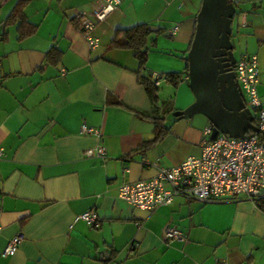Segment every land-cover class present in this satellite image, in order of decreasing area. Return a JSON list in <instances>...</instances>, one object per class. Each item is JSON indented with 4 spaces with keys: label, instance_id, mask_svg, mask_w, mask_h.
Here are the masks:
<instances>
[{
    "label": "crops",
    "instance_id": "1",
    "mask_svg": "<svg viewBox=\"0 0 264 264\" xmlns=\"http://www.w3.org/2000/svg\"><path fill=\"white\" fill-rule=\"evenodd\" d=\"M17 1L0 0V264H264V211L250 200L179 196L146 211L118 196L123 183L154 176L152 163L198 156L203 138L255 131L257 111L243 107L234 65L257 55L264 106V0H233L245 31L231 22L213 54L220 103L196 93H215L206 50L220 32L217 0H120L96 24L94 48L73 17L93 18L103 0H27L36 30L24 38L17 23L4 25ZM139 23L158 30L140 71L132 50L108 46L118 28ZM170 72L180 74L177 85ZM152 73L161 74L155 101L139 78L154 83ZM83 123L99 134H83ZM99 146L103 156L85 155ZM86 209L96 210L98 227L76 220ZM167 224L185 240L164 241ZM17 233L16 252L2 256Z\"/></svg>",
    "mask_w": 264,
    "mask_h": 264
},
{
    "label": "built area",
    "instance_id": "2",
    "mask_svg": "<svg viewBox=\"0 0 264 264\" xmlns=\"http://www.w3.org/2000/svg\"><path fill=\"white\" fill-rule=\"evenodd\" d=\"M119 3L120 0H103L93 11V18L84 13L74 15V24L82 32L89 48H94L99 43V38L93 34L96 24ZM178 27L177 24L171 26L167 30L168 34L174 35ZM258 72V57L254 53L242 56L234 65L235 77L246 93L249 104L257 111L254 132L245 136L219 134L211 139L203 138L198 156H188L172 167L152 163L156 168L154 176L123 183L119 187L118 196L146 211L171 204L179 196L201 203H221L243 197L257 206L258 199L264 196V106L257 93ZM152 77L154 85L158 86L161 74L152 73ZM80 131L83 134H99L84 123ZM85 155L103 156L104 149L101 146L88 148ZM76 220H82L93 228L99 225L95 209L82 211ZM22 239L21 233L12 236L3 249L2 256L13 255ZM163 239L166 242L183 241L185 234L176 226L167 224L163 229Z\"/></svg>",
    "mask_w": 264,
    "mask_h": 264
},
{
    "label": "trees",
    "instance_id": "3",
    "mask_svg": "<svg viewBox=\"0 0 264 264\" xmlns=\"http://www.w3.org/2000/svg\"><path fill=\"white\" fill-rule=\"evenodd\" d=\"M27 0H18L11 12L4 20L5 26H10L17 23V31L19 38H24L35 32L36 26L30 23L24 13V6ZM74 22V17H73ZM158 30L150 28L146 23H139L128 28H118L112 40L109 43V47L128 49L134 52L135 58L138 60V71L142 70L145 66L147 60V53L149 46L155 42V37L153 33ZM58 54L54 50H50L47 54V58L52 60ZM140 81L144 85L148 96L152 101L157 99L156 91L157 86L154 85L148 78L139 77ZM165 78L172 85H177L180 81V74L178 72H170L165 75ZM130 108V107H128ZM131 110L138 112L137 110L130 108ZM157 136L154 139L146 140L142 143L140 148L148 147L151 141H155ZM257 207L264 211V196H261L257 201Z\"/></svg>",
    "mask_w": 264,
    "mask_h": 264
},
{
    "label": "rangeland",
    "instance_id": "4",
    "mask_svg": "<svg viewBox=\"0 0 264 264\" xmlns=\"http://www.w3.org/2000/svg\"><path fill=\"white\" fill-rule=\"evenodd\" d=\"M207 1V0H206ZM218 2H219V7H218V9L215 11V13H214V24L215 25H217V28H219V30L221 31V23H220V21L218 20V18H217V13H218V10L221 8V6H222V0H217ZM209 9V8H208ZM206 10V9H205ZM234 11H235V9H234V6H233V0H227V6H226V9L223 11V13H222V17H223V19H224V24H225V27H227L228 28V26H229V24L231 23V22H233V24H235V26L237 27V25H238V23L237 22H239L240 20H238L236 17L234 18ZM239 24H240V22H239ZM237 28H239L240 29V31L241 32H244L245 31V29H241L240 27H237ZM219 34H220V32H219ZM218 34V35H219ZM218 35L216 36V38L218 37ZM215 38V39H216ZM215 39H213V41L215 40ZM213 41L211 42V44L213 43ZM226 41H227V36H226V34L220 39V41H219V43L217 44V46H216V50L214 49V51L212 52V55L214 54H217V50L219 49L220 50V47L221 46H223V44H225L226 43ZM210 44V45H211ZM210 45H209V47H210ZM209 47L207 48V50H206V52L208 51V49H209ZM206 58H207V60L211 63L210 65H211V75H212V83H211V86L214 88V90H213V92H215V89H216V87H215V73H216V67H215V64L212 62V61H210L209 60V58H208V56H206ZM220 68V67H219ZM219 70V69H218ZM220 72L222 73V69H220ZM218 80H219V78H218ZM196 93L198 94V96L199 97H201L202 96V94H205V97H207V98H210V99H213V100H215L216 99V97L214 96V94L213 93H210V92H205V91H196ZM243 94V93H242ZM243 97L244 98H241L242 99V103H243V107L244 108H247V109H249L250 111H252V109H251V105L249 104V102H248V99L246 98V96L243 94ZM166 98H171V97H167L166 96ZM219 98V97H218ZM244 99V100H243ZM245 100H246V105H245ZM230 135H235V133H229ZM238 136H244V134L243 133H241V134H238Z\"/></svg>",
    "mask_w": 264,
    "mask_h": 264
},
{
    "label": "water",
    "instance_id": "5",
    "mask_svg": "<svg viewBox=\"0 0 264 264\" xmlns=\"http://www.w3.org/2000/svg\"><path fill=\"white\" fill-rule=\"evenodd\" d=\"M227 6V0H222V6L221 8L218 10L217 13V18L221 23V31L220 34L218 35V37L213 41V43L210 45L208 51L206 52V55L208 56L209 60L212 61L215 64L216 67V73H215V97L217 99V101L220 103V100L218 98V80H217V76L219 73V67H218V60L216 59V57H214L212 55L213 50L216 48L217 44L219 43L220 39L224 36L225 32H226V27L224 24V19L222 17V13L223 11L226 9ZM102 255H106V252L102 253Z\"/></svg>",
    "mask_w": 264,
    "mask_h": 264
}]
</instances>
